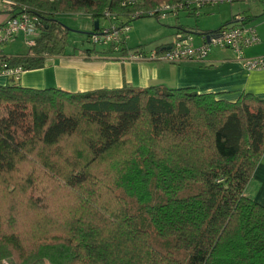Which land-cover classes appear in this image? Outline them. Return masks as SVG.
<instances>
[{
    "label": "trees",
    "instance_id": "1",
    "mask_svg": "<svg viewBox=\"0 0 264 264\" xmlns=\"http://www.w3.org/2000/svg\"><path fill=\"white\" fill-rule=\"evenodd\" d=\"M2 1L39 18L35 45L1 57L27 72L67 57L58 15H89L99 30L105 11L124 24L186 0ZM18 83L0 86V178L23 171L24 184L13 200L0 190V264H264V207L245 194L264 154V100ZM30 214L25 235L18 222Z\"/></svg>",
    "mask_w": 264,
    "mask_h": 264
},
{
    "label": "crops",
    "instance_id": "2",
    "mask_svg": "<svg viewBox=\"0 0 264 264\" xmlns=\"http://www.w3.org/2000/svg\"><path fill=\"white\" fill-rule=\"evenodd\" d=\"M5 2L8 1L0 0V20L5 18L4 14L9 10ZM240 18L246 22L245 18ZM233 20L231 19L223 26L229 25ZM187 33L196 36L193 39L195 44L202 42L201 32ZM259 38V44L245 50L246 58L264 55V35H259ZM169 45H160L155 48L164 49ZM126 47L134 50L128 40ZM106 49L108 48L103 47L101 51ZM213 50L204 62L185 61L176 65L155 61L122 63L119 58L111 56L68 54L67 57L50 59L42 69L25 72L28 81L23 87L55 88L78 93L97 89H119L123 86L134 88L164 86L170 89L193 88L199 93H221L223 98L230 101H236L242 94H251L258 100H264V70L248 72L236 60L232 51ZM8 82V78L0 77V86H5ZM245 194L264 207V154Z\"/></svg>",
    "mask_w": 264,
    "mask_h": 264
},
{
    "label": "built area",
    "instance_id": "3",
    "mask_svg": "<svg viewBox=\"0 0 264 264\" xmlns=\"http://www.w3.org/2000/svg\"><path fill=\"white\" fill-rule=\"evenodd\" d=\"M232 0H186L173 4H162L150 10H137L132 15V19L141 17L161 18L168 14L178 15L180 11L197 12L207 5H219ZM9 6L4 19L0 20V46L9 43L19 36H23L28 47L35 45V39L38 34L39 18L37 15L29 13L25 7L16 6L14 3L5 2ZM142 0H124L122 6H134L141 4ZM104 16L111 22L106 27H100L92 34L90 42L93 45H99L104 48H111L115 54H120L119 60L124 62L132 61H155L170 65L180 64L185 61L204 62L213 49L230 50L234 53L246 71L264 70V55L246 58L244 52L246 49L260 43L254 27L246 25L243 19L236 17L229 25L221 27L219 30L202 36V42L198 45L194 43L189 33L179 30L173 41L167 48H154L150 51L138 47L129 50L126 47L130 26L128 23L117 24L116 18L108 11ZM122 52H125L122 54ZM0 53V77L20 81L23 71L20 67L10 68L1 61Z\"/></svg>",
    "mask_w": 264,
    "mask_h": 264
},
{
    "label": "rangeland",
    "instance_id": "4",
    "mask_svg": "<svg viewBox=\"0 0 264 264\" xmlns=\"http://www.w3.org/2000/svg\"><path fill=\"white\" fill-rule=\"evenodd\" d=\"M263 0H233L232 2H224L219 5H207L202 7L197 12L180 11L177 16L174 14H168L165 17H141L129 22L130 31L128 33V43L132 46V49H136L138 46L144 48L147 52L160 45H169L173 43L175 36L182 30L183 32H209L215 31L218 28L225 25L231 19L236 17L249 18V22L246 25L254 27L256 33L264 35V10L262 8ZM167 4L162 2L159 5ZM2 9V8H1ZM58 20L65 25L70 32L67 40V54H75V56L85 53L86 50L100 52L103 47L99 45H93L90 42V33H96L94 31V21L86 14H66L58 15ZM111 21L101 18L100 27H106ZM119 24L118 21H112ZM193 39L195 35H190ZM23 36H19L16 39L0 46V53L6 57H17L25 55L28 51V46ZM217 52V50H213ZM229 52V51H227ZM230 53V52H229ZM114 54V53H113ZM231 54V53H230ZM114 57L119 58L120 54H115ZM25 72L20 76L19 85L25 86L28 78ZM23 170V169H22ZM20 173H14L7 185H5L2 178H0V190H6L10 199H15L16 194L14 190H19L22 184ZM0 201V207L6 208V202ZM1 215L8 214V210H1ZM33 218L32 214L26 215L24 220L21 219L18 222L20 233L25 232V235L32 229L30 224L29 229L27 223L29 219ZM28 238V237H25ZM24 238V239H25ZM24 241V240H23Z\"/></svg>",
    "mask_w": 264,
    "mask_h": 264
},
{
    "label": "water",
    "instance_id": "5",
    "mask_svg": "<svg viewBox=\"0 0 264 264\" xmlns=\"http://www.w3.org/2000/svg\"><path fill=\"white\" fill-rule=\"evenodd\" d=\"M262 8H263V10H264V0H263V2H262ZM94 25H95V26H94V31H97V30H98V27H97L98 22L95 21ZM92 34H94V33H90V35H92Z\"/></svg>",
    "mask_w": 264,
    "mask_h": 264
}]
</instances>
